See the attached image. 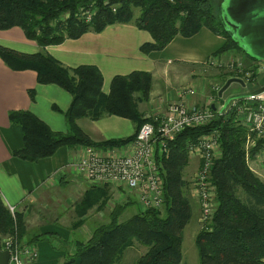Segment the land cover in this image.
Masks as SVG:
<instances>
[{"label":"trees","instance_id":"trees-1","mask_svg":"<svg viewBox=\"0 0 264 264\" xmlns=\"http://www.w3.org/2000/svg\"><path fill=\"white\" fill-rule=\"evenodd\" d=\"M220 3L216 6L214 0H0V30L19 27L28 40L41 48L39 53L24 54L0 45V58L12 70L36 72L38 84L58 85L73 98L66 113L68 133L53 131L30 111L10 112V122L22 128L24 140L23 147L12 155L34 163L54 156L62 147L113 150L134 142L145 124H158L155 118L145 117L139 111V102L150 100L151 73L134 71L116 76L107 95L102 91L104 78L97 67H67L46 53L48 46L79 39L86 33H101L110 25L134 24L152 37V42L140 48L148 55L164 50L179 35L190 38L208 28L226 39L215 56L236 50L257 62L225 30ZM86 13L92 15L90 20ZM233 78L236 76L230 75L225 84ZM29 95L35 100L36 90H30ZM232 103L225 110L211 108L214 118L205 125L187 127L173 139L164 140L166 152L160 151L161 142H157L164 211L148 208L121 222L129 203L116 205L109 223L95 229L88 242L79 243L75 255L65 264H119L125 250L134 243L148 248L136 264H182L184 231L193 217L187 195L190 184L184 172L190 163V148L209 135L218 137L221 152L210 173L216 205L208 225L195 239L199 262L264 264V181L249 166V161L264 150V142L247 147L248 128L237 119ZM109 115L133 121L136 133L126 139L95 142L76 124L79 118L98 120ZM107 198L106 190L94 185L77 206L80 219L74 228L81 227L88 211ZM17 225L19 237L23 238L22 215H18ZM14 231V219L0 195V236L4 238ZM41 237L45 235L35 237V241Z\"/></svg>","mask_w":264,"mask_h":264},{"label":"crops","instance_id":"crops-1","mask_svg":"<svg viewBox=\"0 0 264 264\" xmlns=\"http://www.w3.org/2000/svg\"><path fill=\"white\" fill-rule=\"evenodd\" d=\"M152 41L150 33L134 24H114L101 33H86L79 39L48 46L46 53L70 68L97 67L104 78L102 91L107 95L116 76H126L134 71L151 73L150 100L139 105L145 117L161 120L174 103L210 106L216 110V94L217 101H221L222 96L219 91H214V87L221 88L219 79L222 75L217 67L209 68L208 62L212 57L218 63L231 59L230 53L215 56L226 39L202 28L190 38L177 36L164 50L144 54L141 46ZM0 45L24 54L41 51L19 27L0 30ZM32 89L36 90L35 100L29 95ZM186 89L194 94L184 92ZM72 100V95L58 85L38 84L36 72L12 70L0 58V195L5 205L18 207L24 222L23 239L38 249V258L28 264H65L75 255L79 243L88 242L95 229L109 223L110 214L118 204L129 203L126 211L134 208L133 215L144 211L136 191L110 186V191L106 189L107 200L90 209L84 216L85 223L74 228L80 219L77 206L94 187L75 167L86 147H62L54 156L34 163L12 155L13 151L23 147L24 140L22 128L10 122V112L30 111L53 131L68 133L70 125L66 113ZM76 124L95 142L126 139L137 129L133 121L110 115L98 120L79 118ZM131 150L132 144H128L111 151L126 155ZM249 166L264 181V159L256 157L249 161ZM199 167V158L191 156L184 172L190 184L187 195L193 210L191 221L196 216L198 225L201 204L192 178ZM132 205L135 207H130ZM39 235L45 237L35 241ZM147 251V247L134 243L125 250L119 264H136Z\"/></svg>","mask_w":264,"mask_h":264},{"label":"built area","instance_id":"built-area-1","mask_svg":"<svg viewBox=\"0 0 264 264\" xmlns=\"http://www.w3.org/2000/svg\"><path fill=\"white\" fill-rule=\"evenodd\" d=\"M85 15L87 20L92 17L90 13ZM209 61L213 64L217 62L213 58ZM240 67V64L237 65L239 72L243 73ZM258 68L264 74V62H258ZM243 100L242 102L235 100L232 107L237 119L248 128L247 147L250 149L259 141L264 142V95ZM213 118L212 109L201 111L183 103L171 104L166 115L161 120H156L157 125L148 123L142 126L135 141L131 143L132 150L129 154L119 155L114 154L110 149L86 147L84 156L75 167L79 174L93 185L126 187L139 192V204L144 211L148 208H160L164 202V188L156 160L157 142H161L160 151L166 152L167 147L164 140L173 139L187 127L205 125ZM218 144V137L209 135L202 137L197 145L190 148V155L199 157L203 161V167L193 181L200 199L201 221H208L212 218L216 205L215 188L209 181V174L213 167L214 151ZM257 157L264 159V150ZM9 208L15 216V208L13 206ZM2 248L11 253L9 264H28L35 261L39 255L34 244L19 238L17 226L13 234L2 238Z\"/></svg>","mask_w":264,"mask_h":264},{"label":"rangeland","instance_id":"rangeland-1","mask_svg":"<svg viewBox=\"0 0 264 264\" xmlns=\"http://www.w3.org/2000/svg\"><path fill=\"white\" fill-rule=\"evenodd\" d=\"M214 2L216 4V6H218V4L221 2V0H214ZM135 13H136V16L139 15L137 13V11ZM230 54L233 55L230 60H226V61L222 60L221 63L215 62V64L211 63L210 61L208 62L210 64V67L209 68L216 69V67H217V69L219 70V72L222 75L220 77V79H219L220 87L221 88H219L218 86H216V87H214V91L216 93L218 91L220 92V90L225 85V81L227 79H229L230 75H235L236 78L242 79L244 81V83H245V86L242 87L238 83H233L223 93V95L221 97V101L220 100L217 101L218 94L215 93L216 94V101H214V103L216 104L218 111L222 110V108H223V102L224 101H227V99L229 97L234 96V95L243 94V93H248L250 91H253L255 89H258L259 86H260V81L264 77V74L259 71L258 62H254V61L250 60L245 54H243L240 51H236L235 50V51L230 52ZM239 64L241 65L240 68L243 70V73H240L239 70L237 69V65H239ZM204 67L205 68H208L207 66H204ZM184 92H186V93H193L194 94V91H192L190 89L189 90L186 89V90H184ZM262 95H264V94H262ZM254 102H257V101H254ZM141 103H143V102H139V105ZM183 104L186 105V106H188V107H190V108H196L197 110H201V111H204L206 109H211V108H207V107H210V106L191 107L190 105H188L186 103H183ZM139 111H140V107H139ZM99 149H101V148H99ZM102 150H104V149H102ZM220 152L221 151H220V147H219V144H218L216 146L215 151H214L213 163L216 160V158L219 157ZM202 167H203V161L200 160V167H199V170H198L197 173H199L201 171ZM196 174H195V176H196ZM195 176L192 178V183H193V187L197 191V189H196V187L194 185V182H193ZM209 181L211 182L210 174H209ZM89 184H91V183H89ZM91 185H93V184H91ZM97 185L98 186H101L102 187L101 189H104V190L108 189V191H110L109 188H110V186H112V185H106V184H97ZM137 193H138V197H140V193L139 192H137ZM10 206H12V205L7 204L6 205V208L8 209V211H9L12 219H14V223H15V227H16V226H18L17 225L18 215H21V214L19 213L18 207L17 206H13L15 208V216H13V214L10 211V208H9ZM130 207H135V205H132ZM141 208H142V206H141ZM158 209H161L162 211H164V206L162 205ZM133 212H134V208H129L124 213V215L122 216L121 220H125L126 218L127 219L131 218L132 216H134L133 215ZM196 219H197V217L194 216L193 220L190 222L189 226H187V228L184 231V239H183V245H182V251H183V261H182V264H200L198 250H197V247L195 245V239H196V236L198 235V233L204 227H206L208 225L209 221H200V223L198 225V223L196 222ZM20 239H23V238L21 237ZM27 243H29V242H27Z\"/></svg>","mask_w":264,"mask_h":264},{"label":"water","instance_id":"water-1","mask_svg":"<svg viewBox=\"0 0 264 264\" xmlns=\"http://www.w3.org/2000/svg\"><path fill=\"white\" fill-rule=\"evenodd\" d=\"M219 8L225 30L231 35L232 40L250 58L257 62H264V0H223ZM233 83L245 86L240 78L230 79L219 95L222 96ZM262 94H264V77L258 89L229 97L223 110L235 100L248 99ZM10 256V251L3 250L0 236V264H9Z\"/></svg>","mask_w":264,"mask_h":264}]
</instances>
